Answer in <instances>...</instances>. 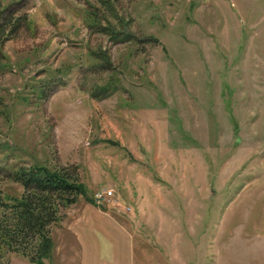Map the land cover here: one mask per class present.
<instances>
[{
    "label": "rangeland",
    "instance_id": "obj_1",
    "mask_svg": "<svg viewBox=\"0 0 264 264\" xmlns=\"http://www.w3.org/2000/svg\"><path fill=\"white\" fill-rule=\"evenodd\" d=\"M9 12L25 18L2 44L0 189L38 162L112 190L61 209L43 264H264V0H0Z\"/></svg>",
    "mask_w": 264,
    "mask_h": 264
},
{
    "label": "trees",
    "instance_id": "obj_2",
    "mask_svg": "<svg viewBox=\"0 0 264 264\" xmlns=\"http://www.w3.org/2000/svg\"><path fill=\"white\" fill-rule=\"evenodd\" d=\"M24 18V14L13 12L0 18V63L5 57L3 42ZM75 167L35 162L6 172L7 178L18 183L21 190L3 194L0 189V260L5 252L20 253L37 264L51 258L54 240L50 225L60 219L61 209L81 195L95 202Z\"/></svg>",
    "mask_w": 264,
    "mask_h": 264
},
{
    "label": "built area",
    "instance_id": "obj_3",
    "mask_svg": "<svg viewBox=\"0 0 264 264\" xmlns=\"http://www.w3.org/2000/svg\"><path fill=\"white\" fill-rule=\"evenodd\" d=\"M112 194V190L111 189H105L103 190V192L97 193L94 197L95 201H101L103 198H107L109 197V195Z\"/></svg>",
    "mask_w": 264,
    "mask_h": 264
},
{
    "label": "crops",
    "instance_id": "obj_4",
    "mask_svg": "<svg viewBox=\"0 0 264 264\" xmlns=\"http://www.w3.org/2000/svg\"><path fill=\"white\" fill-rule=\"evenodd\" d=\"M92 227V221H91V226H90V228ZM89 228V229H90ZM87 230V229H86ZM85 230V228H84V230H81V233H82V236L87 240L88 239V236H89V234H91L93 231L90 229V230H87L86 231Z\"/></svg>",
    "mask_w": 264,
    "mask_h": 264
}]
</instances>
